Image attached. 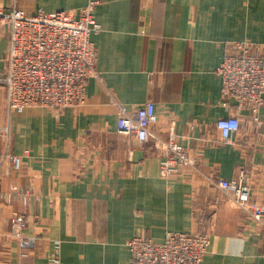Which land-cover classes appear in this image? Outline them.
Segmentation results:
<instances>
[{
  "label": "crops",
  "instance_id": "0c3cea01",
  "mask_svg": "<svg viewBox=\"0 0 264 264\" xmlns=\"http://www.w3.org/2000/svg\"><path fill=\"white\" fill-rule=\"evenodd\" d=\"M91 0H0L29 14ZM97 76L85 103L62 111L7 107L0 82V264H131L129 242L169 232L211 235L203 264H264V217L255 219L219 185L247 170L264 204V122L222 105L217 69L230 44H264V0H97ZM9 47L0 26V77ZM153 101L154 137L117 129L119 104ZM264 121V106L260 109ZM240 118L232 142L217 121ZM194 166L164 177L162 148L173 129ZM14 157L20 159L16 167ZM27 217L22 248L12 219Z\"/></svg>",
  "mask_w": 264,
  "mask_h": 264
},
{
  "label": "built area",
  "instance_id": "2783aa9c",
  "mask_svg": "<svg viewBox=\"0 0 264 264\" xmlns=\"http://www.w3.org/2000/svg\"><path fill=\"white\" fill-rule=\"evenodd\" d=\"M97 4V0H91L79 15L68 10L42 9L29 14L20 8L5 9L0 5V26L7 27L9 32L6 68L0 82L6 88L10 111L22 112L38 106L62 111L85 103L88 82L98 75L97 48L92 39L100 30L95 17ZM217 73L222 80V105L246 109L262 124L259 112L264 106V44L234 41ZM118 106L119 132L133 134L141 142L155 136L151 127L158 121V114L153 101L135 109ZM172 125L170 137L159 141L163 151L160 173L164 177L195 164L188 149L177 140L175 122ZM216 125L220 141L232 142L241 121L237 115H230L219 119ZM14 161L20 167V159L14 157ZM219 185L255 219H263L264 204L253 199L245 168L234 179L220 180ZM12 222L22 248H32L34 239L22 235L28 223L26 215H15ZM210 244L211 235L205 230L169 232L162 242L136 235L129 242L131 264H203Z\"/></svg>",
  "mask_w": 264,
  "mask_h": 264
}]
</instances>
